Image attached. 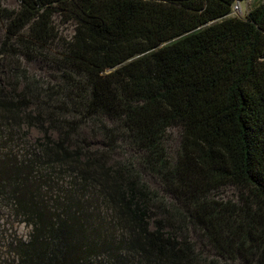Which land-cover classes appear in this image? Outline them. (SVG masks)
<instances>
[{
	"label": "trees",
	"instance_id": "1",
	"mask_svg": "<svg viewBox=\"0 0 264 264\" xmlns=\"http://www.w3.org/2000/svg\"><path fill=\"white\" fill-rule=\"evenodd\" d=\"M237 1H0L14 264H264V4Z\"/></svg>",
	"mask_w": 264,
	"mask_h": 264
},
{
	"label": "rangeland",
	"instance_id": "2",
	"mask_svg": "<svg viewBox=\"0 0 264 264\" xmlns=\"http://www.w3.org/2000/svg\"><path fill=\"white\" fill-rule=\"evenodd\" d=\"M4 7L14 9L17 6L16 0H0ZM259 4H264V0H246L244 2L237 1L233 7V15L244 18L246 13ZM64 33H70V26L62 27ZM0 29V37L2 36ZM26 68L34 74L41 73V68L38 65L30 64ZM176 130L171 131V138L169 145L173 148L176 145L177 135ZM41 135L36 130H31L28 134L27 140L33 143ZM1 145V144H0ZM15 152L17 149L14 150ZM65 189V187L63 188ZM56 192V189H55ZM226 193H229L227 191ZM43 194V193H42ZM53 196V194H50ZM49 198V197H48ZM52 206L51 203H49ZM54 205V204H53ZM30 234V227L26 226L24 220L19 216L15 210L9 206L4 197L0 195V264H14L15 255L13 245L18 241H26Z\"/></svg>",
	"mask_w": 264,
	"mask_h": 264
}]
</instances>
